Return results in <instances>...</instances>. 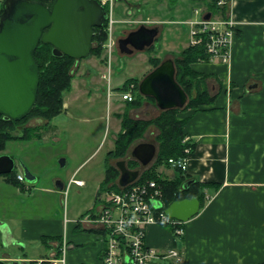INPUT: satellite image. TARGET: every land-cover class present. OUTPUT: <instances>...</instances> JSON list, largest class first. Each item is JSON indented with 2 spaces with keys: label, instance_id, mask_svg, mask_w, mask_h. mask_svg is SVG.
Returning <instances> with one entry per match:
<instances>
[{
  "label": "crops",
  "instance_id": "1",
  "mask_svg": "<svg viewBox=\"0 0 264 264\" xmlns=\"http://www.w3.org/2000/svg\"><path fill=\"white\" fill-rule=\"evenodd\" d=\"M226 8L237 22L231 62L192 64L206 76L215 102L181 114L189 117L185 129L196 145L185 175L210 184L204 190L206 203L185 223L182 245L166 226L152 225L146 232L150 247L184 252V264H264V0H227ZM178 39L174 33L172 46L180 43ZM186 41L188 47L189 36ZM68 105L66 101L65 108ZM82 116L86 122L93 117L88 110ZM34 143L17 142L16 151L23 145L30 150ZM29 154L22 150L21 159L9 155L15 165L19 160L13 181L0 176V264H50V258L61 255L58 249L64 243L66 264H103L102 236L77 221L101 208L107 157L100 170L80 177L82 165L70 168L64 160L63 173L50 165L42 171L40 161ZM22 164L36 182L18 181L17 176L24 175ZM72 179L83 184L76 188ZM73 189L79 195L88 193L89 203L75 211L67 208L65 214L63 204ZM150 264L176 263L164 259Z\"/></svg>",
  "mask_w": 264,
  "mask_h": 264
},
{
  "label": "rangeland",
  "instance_id": "2",
  "mask_svg": "<svg viewBox=\"0 0 264 264\" xmlns=\"http://www.w3.org/2000/svg\"><path fill=\"white\" fill-rule=\"evenodd\" d=\"M125 6L120 4L117 10L116 20L119 23L118 29H114L113 39L118 41L123 36L124 25L126 20L124 8ZM3 8V3H0V13ZM218 9V7H217ZM214 7V11L217 10ZM161 14L157 8L151 6L148 12L142 16L137 17L140 20L139 23L145 21L152 22L151 24H164L170 21H179L180 17H172L169 14ZM179 12L175 13L178 15ZM184 11L179 15H184ZM185 16V15H184ZM195 18V17H194ZM133 20V19H131ZM135 21H137L135 19ZM189 22V21H188ZM182 26L177 29L168 25L164 26L165 33L162 40H158L163 47L160 46L158 51L147 50L140 53H135L131 56L120 53L118 46L113 47L112 67L111 69L107 65V54L109 51L105 50L101 57H98L95 53L90 55L78 63H74L72 74L74 76L73 85L71 91L64 95V108L60 114L52 119H46L40 116L39 113L34 112L23 122L16 124L13 128L14 138L9 141L5 148L0 149V156L11 155L16 159H21L22 150L25 153H30L31 158L38 159L42 166V171H45L48 165L54 169V171L63 173L61 160H67L70 168H77L82 165L80 177L82 175H90L95 169L100 170L105 165V157L108 160V166L115 168L117 161H126L127 167L133 171H139L142 174L145 170H148L153 166L158 154L157 135L158 129L155 126H150L144 133L143 138L134 141L124 158H108V151L113 148V144L121 131V121L125 113L129 118L134 119H154L156 118L160 110L158 109L156 102L145 98L136 106H130L129 103L123 102L122 96L124 94V85L130 78H135L136 81L130 83L131 91L139 86L140 82L154 69L152 59L166 60L172 58L176 60L181 55V52L185 49L187 44V38L189 36L188 47L190 45L189 25ZM183 23V22H182ZM175 34L180 35V43L172 46V36ZM167 39V40H166ZM165 42L167 47H165ZM177 42V41H176ZM171 43V44H169ZM168 45L172 47H168ZM187 48V47H186ZM176 66V65H175ZM110 79V82H109ZM134 88V89H133ZM129 91V90H128ZM195 95V92H194ZM70 100V101H69ZM68 102V107L65 108V102ZM67 110V111H66ZM84 110H88L93 117L90 122H86L83 119L82 114ZM146 112H150L149 116H146ZM138 115V116H136ZM183 117V116H182ZM48 124L50 129H48ZM56 124V125H55ZM57 129H55V126ZM25 129H30L33 132L29 133L30 137L35 143L30 150L23 145L16 151L15 144L17 142H25L27 139H19L18 136H23L22 132ZM55 130V132H54ZM55 133V135L51 133ZM116 135V136H114ZM114 136V138H113ZM142 142H153L157 146V154L153 162L148 166H142L140 162L134 159L131 155L132 149ZM47 144L44 149L41 146ZM95 151V154H93ZM90 155H93V159L89 160ZM19 160H16L14 171L9 174L0 175L1 178H7L13 176L18 170H20L17 164ZM51 168V169H52ZM159 172L161 176L166 177L169 180H174L180 177V172L163 164L159 166ZM68 170V169H66ZM116 181L119 180L120 171L117 170ZM74 187H78L74 185ZM102 189V187H101ZM102 193L104 191L102 190ZM100 197V196H99ZM68 198V203H67ZM63 204V211L67 214V208L83 209L87 206L88 193L84 192L79 195L75 192V189L71 190V193L67 196ZM101 199V197H100ZM69 201L71 203L69 204ZM95 211L89 212L86 216H82L77 221L80 225L81 219L86 218ZM174 236V235H173ZM184 236H182L184 240ZM174 240L176 238L174 237ZM177 245H182L180 241ZM186 258L183 252V262H186Z\"/></svg>",
  "mask_w": 264,
  "mask_h": 264
},
{
  "label": "water",
  "instance_id": "3",
  "mask_svg": "<svg viewBox=\"0 0 264 264\" xmlns=\"http://www.w3.org/2000/svg\"><path fill=\"white\" fill-rule=\"evenodd\" d=\"M210 16L207 14L205 18ZM106 20L104 7L97 0H54L51 6L41 0H5L0 14V115L18 122L33 111L40 83L35 53L41 44L51 45L54 56H68L78 63L91 55L94 28L102 27ZM157 35V28L141 27L120 40V52L133 55L129 43L137 51H145L153 45ZM176 73L172 59L163 61L140 82L139 92L153 98L161 111L185 108L189 95L177 81ZM156 154L157 146L153 142L139 143L131 152L142 166L150 165ZM14 167L15 161L9 155L0 156V175L12 173ZM22 167L24 179L36 182V176L24 164ZM117 167L120 186L134 182L140 174L128 169L124 160L118 161ZM194 181L186 182L184 188ZM152 204L156 209L163 208L160 201ZM201 208L200 199L192 197L177 200L164 211L169 218L187 223Z\"/></svg>",
  "mask_w": 264,
  "mask_h": 264
},
{
  "label": "trees",
  "instance_id": "4",
  "mask_svg": "<svg viewBox=\"0 0 264 264\" xmlns=\"http://www.w3.org/2000/svg\"><path fill=\"white\" fill-rule=\"evenodd\" d=\"M41 1L51 6L54 0ZM1 9L2 13L3 8ZM104 27L95 29V31H97L95 40L98 42V46L93 48L91 55L95 53L98 57H101L104 53L103 44L107 40L108 35L107 32H105ZM208 58V54L202 46H189L185 48L181 52V55L176 58L175 65L177 69L176 79L189 95V101L186 107L183 109H170L166 111L160 110L159 115L154 119L129 118L127 113H125L121 121V131L114 141V148L108 153V158H124L131 144L134 141L143 138L144 133L150 126H155L159 131L156 138L158 143L156 161L151 168L145 170L142 174H139L135 181H157L163 191L165 208L169 207L177 200L192 197H198L202 203V207L206 203L204 190L205 188H208L210 184H203L198 181H194L190 186L184 188V184L192 180L188 178L185 173L179 171L180 177L174 180H169L166 177L161 176L158 172V168L163 164L169 166L168 161L170 158L184 156L187 148H190L192 152L195 150L196 145L191 142V140L185 141L188 137L185 127L189 121V117H182L181 114L189 110H199L201 106L212 105L215 102V98L211 97L208 91V87L205 82L206 76L198 73L192 67V64L207 61ZM35 59L40 68V83L37 103L29 116H31L34 112H38L40 116H43L46 119H52L60 114L64 108V95L72 89L74 80L72 66L74 63H77V60L68 56L56 57L53 54V47L51 45L43 44H41L36 50ZM151 62H155L153 63V67L156 68L160 65L161 60L154 58ZM132 81H136V79L131 78L125 82L124 92L131 90L130 83ZM132 92L133 100L126 101V103H129L130 106H136L145 98L155 102L153 98L144 97L139 92L138 84ZM29 116L16 122L5 119L2 115H0L1 150L5 148L9 141L17 139V136L14 138L13 135L14 126L23 122ZM48 129H50L49 124ZM31 132L33 131L25 129L22 132L23 136H18V138L32 140L34 138L30 137L29 133ZM117 170L119 169L116 167L113 168L111 166H107L106 176L101 184L104 192L119 190V183L116 181ZM13 176L9 177L11 181H13ZM168 228L177 239L174 228L170 226ZM60 246L58 249L59 252H61L62 248Z\"/></svg>",
  "mask_w": 264,
  "mask_h": 264
},
{
  "label": "built area",
  "instance_id": "5",
  "mask_svg": "<svg viewBox=\"0 0 264 264\" xmlns=\"http://www.w3.org/2000/svg\"><path fill=\"white\" fill-rule=\"evenodd\" d=\"M5 0H0L4 3ZM101 5L108 7L105 29L109 34V41L105 48L109 51L107 65L112 67L113 28L116 24L114 16V0H101ZM227 0H218L215 11L209 19L205 18L209 10L199 17L192 19L190 25V45L202 46L208 54V60L202 62H218L229 64L232 58V46L237 22L226 8ZM110 82V79H109ZM124 101L133 100L131 90L124 92ZM187 137L185 141H189ZM185 155L170 158L171 168L187 173L190 167L192 150L187 148ZM18 181L24 182V175L17 176ZM82 185L81 180L72 179L70 184ZM160 201L162 209H156L152 202ZM101 208L80 222L87 228L97 229L102 236L104 245L103 264H150L154 260H170L173 263L183 262V252L177 247L167 250H157L146 242L147 229L152 225L170 226L174 228L176 244L182 241L185 235V223L169 218L165 214L163 191L155 180L146 182L134 181L119 190L105 191L101 198ZM66 223L68 220L66 219ZM66 243L63 244L61 255L50 258V264H66ZM37 264H42L38 262Z\"/></svg>",
  "mask_w": 264,
  "mask_h": 264
},
{
  "label": "flooded vegetation",
  "instance_id": "6",
  "mask_svg": "<svg viewBox=\"0 0 264 264\" xmlns=\"http://www.w3.org/2000/svg\"><path fill=\"white\" fill-rule=\"evenodd\" d=\"M97 1L99 3L101 2V0H97ZM217 1L218 0H114V16H115V19L117 16L118 6L120 4H122L125 6L124 7L125 8L124 13L126 15L125 17H127L129 20H126V22H125V25L123 28L124 29L123 36L118 39L117 43L113 39V42H114L113 47H115L117 45L119 48L120 40L127 38L132 32L139 30L141 27H145V28H149V29L157 28L158 29V35L155 38L153 45L150 48H146L145 51H147V50L158 51L160 46L163 47L161 45V43L157 42V41L159 39L162 40L161 37H163V34L165 33L164 26H167V24H168V25H170L176 29H177V26H179V28L181 27V25L187 26L186 22H188V21L190 22L192 19H194V17L195 18L199 17L201 14H203L207 10H209L210 11L209 14L212 15L211 11H214L213 10L214 7L217 9ZM151 6H154L155 8L158 9V11H161V14H163V13H165V11H167L166 14H169L172 17L177 16V17H180L181 19L179 21L165 22L162 25L161 24H157V25L153 24L152 25L151 24L152 22H148V21H145L143 23L142 22L139 23L140 20H138L137 17L142 18V16L148 12V10L150 9ZM103 7H104L106 14L108 15V7H105V6H103ZM182 11L185 12L184 13L185 16L184 15L180 16L179 14L178 15L174 14V12L177 13V12H182ZM206 15H205V17H206ZM131 19H133V20H131ZM135 19L137 21H135ZM189 22H188V25H189ZM119 23H121V22H116V24L113 28V31H114V29L115 30L118 29ZM105 24H106V21L102 27H97V28H103L105 26ZM188 28H189V32H190V25ZM95 29L96 28H94L93 48L98 46L97 45L98 42L95 40V38H96L95 35L97 32V31H95ZM104 30L108 34V31L105 29V27H104ZM113 34H114V32H113ZM108 41H109V34L107 35V40L103 44L104 45L103 46L104 51L106 50L105 45ZM133 42H135V40ZM128 47L130 49L134 50L133 54L140 53V51H137L134 48V45L132 43H129ZM119 51H120V48H119ZM142 52H144V51H142ZM129 56H131V55H129ZM169 59H172V58H169ZM166 60H168V59H166ZM163 61H165V60H162L160 62V64ZM173 61L175 62V60H173Z\"/></svg>",
  "mask_w": 264,
  "mask_h": 264
}]
</instances>
